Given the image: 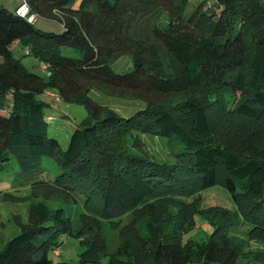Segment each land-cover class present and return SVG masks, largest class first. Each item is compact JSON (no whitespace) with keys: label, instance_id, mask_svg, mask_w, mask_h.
<instances>
[{"label":"trees","instance_id":"16d2710c","mask_svg":"<svg viewBox=\"0 0 264 264\" xmlns=\"http://www.w3.org/2000/svg\"><path fill=\"white\" fill-rule=\"evenodd\" d=\"M26 1L27 15L62 29H39L15 13L19 3L13 11L0 4V170L13 157L15 184L80 209L32 201L27 222L0 246V264H66L48 256L63 234L83 247L73 264H264V0H213L214 8L207 0ZM15 40L43 73L12 56ZM98 85L142 105L119 116L90 97ZM47 89L86 112L64 149L38 98ZM133 132L173 135L182 151L173 163L135 155L126 146ZM43 157L60 169L52 180L42 177ZM213 185L237 213L200 207L199 191ZM196 213L213 229L183 243ZM233 214L257 247L228 235Z\"/></svg>","mask_w":264,"mask_h":264},{"label":"rangeland","instance_id":"374dc122","mask_svg":"<svg viewBox=\"0 0 264 264\" xmlns=\"http://www.w3.org/2000/svg\"><path fill=\"white\" fill-rule=\"evenodd\" d=\"M19 0H0V4L7 10L13 11L14 5L18 4ZM207 7L214 8L213 0L205 2ZM59 14L56 11L53 12ZM34 16L35 20L33 25L42 30H51L54 32L61 31L59 23L55 19H43ZM9 49L12 56L26 68L28 71L34 73H43L40 67L44 66L39 63L33 56L23 54V47L20 45L19 40H15L9 44ZM65 48H62V52ZM90 97L115 111L119 116L126 117L132 114L137 108L141 107V102L134 99L131 95L123 92H116V90L104 88L102 85L93 87L90 92ZM150 99L154 101L166 100L169 95L158 93H149ZM38 98L47 103L43 107L45 114H49L50 118L47 120L48 133L53 136L59 144L60 149L66 147L68 137L72 129L83 119L86 115L84 107L81 104L74 102H66L58 99L57 93L53 89H47L38 95ZM132 135L138 138L139 146L132 144ZM128 135L126 139V146L129 151L135 155L144 156L149 160L164 163H173L176 160V155L182 151L180 142L172 136H157L148 133L133 132ZM18 171V166L14 158L9 160L8 165L0 170V246L8 238L12 237L19 230V223H25L28 219V208L32 201L45 200L50 208L61 205L63 208L78 210L80 207L75 204H65L59 197L53 196L51 193L42 196L41 192L33 194L30 189L29 182H17L15 184V176ZM60 169L50 157H43V174L45 180H52ZM8 193L19 199L7 200L3 198V194ZM200 207L207 206H220L226 208L231 213H237L236 207L233 204L228 192L220 185H213L199 191ZM194 197V196H193ZM193 197L182 199L190 201ZM238 215V214H237ZM233 214L232 221L226 226L228 235L242 240L245 244V249L255 248L257 245L254 242L247 244L245 239V232L249 228V224L240 221V217ZM126 220L124 217L123 221ZM213 226L201 214L193 215V226L187 228L181 233V241H191L199 243L205 241L210 235ZM60 243L57 245L58 254L49 251V258L56 262H64L66 264H73L77 258L78 253L83 249L78 239L68 235H61L59 237Z\"/></svg>","mask_w":264,"mask_h":264},{"label":"built area","instance_id":"2783aa9c","mask_svg":"<svg viewBox=\"0 0 264 264\" xmlns=\"http://www.w3.org/2000/svg\"><path fill=\"white\" fill-rule=\"evenodd\" d=\"M15 13L18 14L19 16L26 17L28 21H33L32 19L34 18L33 14H28V4L26 0H19V4L15 8ZM26 52V50H25ZM42 70H45V66L40 67ZM46 74H48L46 72ZM53 253L56 255L58 254L57 248L53 249Z\"/></svg>","mask_w":264,"mask_h":264}]
</instances>
